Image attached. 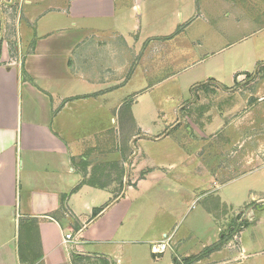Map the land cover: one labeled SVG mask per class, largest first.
<instances>
[{"label":"crops","instance_id":"crops-1","mask_svg":"<svg viewBox=\"0 0 264 264\" xmlns=\"http://www.w3.org/2000/svg\"><path fill=\"white\" fill-rule=\"evenodd\" d=\"M231 1L7 0L22 56L0 65V264L248 257L242 230L228 242L212 213L190 212L209 197L227 205L219 191L250 175L264 186V79L254 95L236 87L264 69L245 70L256 18ZM236 191L248 217L264 206Z\"/></svg>","mask_w":264,"mask_h":264},{"label":"rangeland","instance_id":"rangeland-1","mask_svg":"<svg viewBox=\"0 0 264 264\" xmlns=\"http://www.w3.org/2000/svg\"><path fill=\"white\" fill-rule=\"evenodd\" d=\"M225 1V0H224ZM253 0H246L243 2L245 4V9L249 7V15L254 16L256 21L254 22V26L249 29V36L246 38V40L243 43L244 50L250 55V62L249 65L246 66L245 70L251 72L254 70V66L259 63H264V11L262 8H264V0L262 3L257 4V6L252 5ZM255 1V0H254ZM231 2H235L234 0ZM236 3V2H235ZM218 2L213 3V5L218 6ZM10 7L11 5L7 3V0H0V65L7 66L10 62V58H17L18 56V12L17 9L14 8V10H7L6 8ZM263 14L261 17L260 15ZM229 43L222 42L220 45H228ZM4 61V62H2ZM179 70V67H170L169 71H166L168 73H173L174 71ZM165 75V74H164ZM161 76H154L153 81L158 79ZM264 79V69L260 70L258 73H254L252 75L248 76V80H246V84L243 86L236 85L239 89L242 90V92H249L250 94L254 95L257 90L262 86ZM154 81V82H155ZM129 94V93H127ZM176 94V93H175ZM182 98H186V96L183 94H179L177 97L171 99V102H177V100H180ZM251 105H258L260 102H258V98L250 97ZM258 102V103H257ZM264 103V102H262ZM123 112L126 110V107H123ZM141 135V133L139 134ZM133 155V154H132ZM127 168V169H126ZM135 169L133 168V163L129 162V159L126 160L123 164V175L127 178L133 177V171ZM256 175L249 177H245L241 182L236 183L233 182L229 186L222 188L219 191V194L221 198L227 203V205H219V199L217 198H206L203 200H200L199 202L195 203L194 208H190V212L194 213L196 210H199V208L212 213L213 215V221L212 224H219V226L222 228V232L224 233L226 237V232H228L231 227H234L233 235L230 236L226 241L233 242L236 238V236L240 233L242 230L243 233L240 234V242L242 245L247 246L249 243L254 244L253 250L248 252L249 255L245 260H240L241 262L233 263V264H264V206H262L260 209H257L255 205L252 206L253 210V217L251 218L246 215L248 207L245 208L246 203V192L242 194H238L236 189H243L244 191H252L256 195H261L264 197V186L262 183L258 181V178L255 177ZM127 184V183H126ZM240 184V185H239ZM239 185V186H238ZM121 189H125V183L121 182ZM231 191H233V195H231ZM235 197V198H234ZM144 199V197H142ZM194 206V205H193ZM243 210V215H240L241 213H238L237 211ZM237 212V214L235 213ZM226 219L223 222V217ZM235 216H238V222L234 223ZM218 221V222H216ZM184 224V223H183ZM184 226V225H183ZM183 229V228H181ZM207 237V236H206ZM204 237V240L205 238ZM203 238V237H202ZM200 238V239H202ZM196 240L192 241L191 245H189V248L198 247L199 242L202 240ZM235 250V249H234ZM237 250H235L233 253H231V256H229L228 259H232V257H235L238 255ZM223 255L216 257L217 260H221ZM127 258V257H126ZM123 264H127V262H123Z\"/></svg>","mask_w":264,"mask_h":264},{"label":"built area","instance_id":"built-area-1","mask_svg":"<svg viewBox=\"0 0 264 264\" xmlns=\"http://www.w3.org/2000/svg\"><path fill=\"white\" fill-rule=\"evenodd\" d=\"M18 56H17V58H9L10 59V62H8L9 64H7L8 66H19L20 65V63H21V53L19 52V50H18ZM239 79V81L240 82H244V81H246V76L244 75V76H242V77H240V78H238ZM74 240V238H73V236L72 235H66L65 236V242H69V241H73ZM166 249H169V244H168V242L167 241H165V242H161V243H158V244H155V245H153L152 246V248H151V252L153 253V255H159V254H161V253H163Z\"/></svg>","mask_w":264,"mask_h":264},{"label":"trees","instance_id":"trees-1","mask_svg":"<svg viewBox=\"0 0 264 264\" xmlns=\"http://www.w3.org/2000/svg\"><path fill=\"white\" fill-rule=\"evenodd\" d=\"M234 231V230H233ZM233 231L229 234V235H227L226 234V239H228L230 236H232L233 235ZM218 248V246H215V248H212V250L210 249V250H208V253L209 252H211V251H213L214 249H217ZM88 260L87 259H85V258H82L81 256H79V255H72L71 256V262H72V264H83L84 262H87ZM193 262V260L192 259H184L183 260V263L184 264H191ZM85 264V263H84Z\"/></svg>","mask_w":264,"mask_h":264},{"label":"flooded vegetation","instance_id":"flooded-vegetation-1","mask_svg":"<svg viewBox=\"0 0 264 264\" xmlns=\"http://www.w3.org/2000/svg\"><path fill=\"white\" fill-rule=\"evenodd\" d=\"M240 215H243V213H241ZM238 222V216H235L234 218V223L236 224ZM234 227H231V229L226 232L227 235H229L232 231H233Z\"/></svg>","mask_w":264,"mask_h":264}]
</instances>
